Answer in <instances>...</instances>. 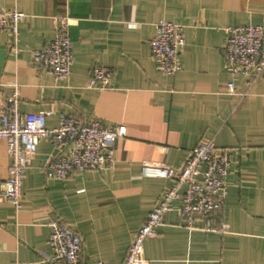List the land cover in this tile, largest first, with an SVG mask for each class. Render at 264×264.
<instances>
[{
	"label": "crops",
	"instance_id": "0c3cea01",
	"mask_svg": "<svg viewBox=\"0 0 264 264\" xmlns=\"http://www.w3.org/2000/svg\"><path fill=\"white\" fill-rule=\"evenodd\" d=\"M25 14L17 40L0 34V94L17 90L22 114L43 113L49 128L62 116L124 125L112 169L66 181L47 180L53 144L39 142L23 180L21 208L0 203V264H49L48 221L60 218L83 238L81 264H122L134 231L171 182L147 178L145 162L179 168L200 142L213 139L231 157L220 227L189 228L175 211L144 243L146 264H264V74L242 99L224 93L227 29L264 23V0H0ZM58 20L67 22L73 60L62 85L32 62ZM183 26L181 70L166 77L147 40L159 21ZM94 66L113 71L107 90L86 87ZM235 87L245 90V80ZM10 157L0 140V188Z\"/></svg>",
	"mask_w": 264,
	"mask_h": 264
},
{
	"label": "built area",
	"instance_id": "2783aa9c",
	"mask_svg": "<svg viewBox=\"0 0 264 264\" xmlns=\"http://www.w3.org/2000/svg\"><path fill=\"white\" fill-rule=\"evenodd\" d=\"M25 14L18 9H0V34L17 40L19 24ZM156 34L147 40L151 59L166 77L181 70L180 55L185 46L183 26L177 22L159 21ZM56 34L45 47L32 50L30 57L56 85L64 84L70 76L73 60L72 44L67 22L58 20ZM223 69L228 77L224 93L242 99L264 74V23L248 24L227 29L223 48ZM113 71L94 66L87 88H111ZM245 80V90L238 91L235 80ZM16 91L0 94V140L6 142L10 157L8 176L0 188V203L8 201L18 211L21 208L23 180L39 142L48 140L55 149L54 158L43 173L47 180L66 181L87 171L112 169L115 163L114 143L126 135V127H111L97 118L83 120L62 116L58 126L49 128L43 113L22 114ZM231 157L216 147L213 139L197 144L179 168L165 163L145 162L142 174L171 182L149 212L145 221L134 231L122 264H146L144 243L160 234L165 215L175 211L182 225L194 228L199 222L211 229V220L226 226L221 217L228 193L226 178L231 171ZM50 234L47 246L49 264H81L83 238L68 223L52 217L48 221ZM93 264H104L96 261Z\"/></svg>",
	"mask_w": 264,
	"mask_h": 264
}]
</instances>
